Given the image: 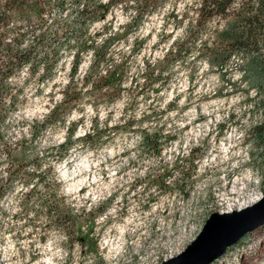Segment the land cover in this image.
I'll return each instance as SVG.
<instances>
[{
    "label": "rangeland",
    "instance_id": "374dc122",
    "mask_svg": "<svg viewBox=\"0 0 264 264\" xmlns=\"http://www.w3.org/2000/svg\"><path fill=\"white\" fill-rule=\"evenodd\" d=\"M194 4V0H179L172 7L168 2L126 40L120 38L115 43L111 63L126 62L131 101L121 95L106 106L97 103L94 110L92 103L84 100L67 117L77 122L75 133L79 136L95 118L100 123L108 119L110 126L124 117L152 115L148 131L159 129L169 136L160 143V154L140 143L136 125L111 131V136L92 148L72 147L62 158L53 148L65 139L62 124L46 128L32 144L43 158L38 172L47 182L46 188L36 183V190L56 196L60 207L69 206L82 214L81 220L84 213L92 211L89 216H94V222L88 224L87 242L91 237L98 241L97 253L88 252L82 237L68 239L50 218L35 217L40 212L37 200L27 213L22 211V195L32 186L20 182L0 201V264H160L192 244L213 215L263 198L264 150L250 137L253 126L262 119L260 74L244 75V54L240 53L231 55L225 72L210 67L201 55L184 56V50L191 47L189 41L179 60H163L174 42L187 37L184 24L173 15L179 19ZM128 21L129 12L120 5L106 19L114 29ZM226 22L212 20L203 37L222 30ZM102 24L96 23V28ZM73 52L74 48L68 47L62 53L56 79L44 85L27 69L15 77L23 89V100L9 129L14 142L24 135L30 137L31 122L41 120L59 101ZM90 57V53L84 55L80 74ZM148 65L150 69L168 68L158 82L145 84ZM176 165L183 167L184 180L173 171ZM164 169L172 174L160 189L152 184V178ZM26 170L31 171L30 166ZM5 174L1 165L0 177ZM96 208L102 211L98 214ZM209 264H264V225L244 233Z\"/></svg>",
    "mask_w": 264,
    "mask_h": 264
},
{
    "label": "trees",
    "instance_id": "16d2710c",
    "mask_svg": "<svg viewBox=\"0 0 264 264\" xmlns=\"http://www.w3.org/2000/svg\"><path fill=\"white\" fill-rule=\"evenodd\" d=\"M177 1L179 0H0V168L1 165L6 168V174L0 177V201L17 183L31 185L22 195V211L27 213L34 199L37 200L40 212H36L34 216L44 215L45 218H50L68 239L73 236L82 237L92 255L98 251V241L95 238L91 237V242H87L91 231L88 224L94 222V216H89L92 211L84 213L81 220L82 214H77L69 206L60 207L56 196L36 190V183L46 188L47 182L38 172L43 158L35 153L32 144L46 128L62 124L66 127L65 139L53 147L60 154L59 158H62L68 155L72 147L92 148L111 136V131L116 133L129 130L136 125L140 143L153 153L160 154V143L169 136L159 129L148 131L146 126L152 115L143 113L139 117H124L110 126L108 119L100 123L95 118L84 134L79 136L75 133L77 122L72 123L67 117L84 100L91 102L93 109L97 110V103L101 102L106 106L121 95H127L130 101L133 99L126 84V62L121 60L120 63H111L114 45L120 38L126 40L127 35L139 28L151 13L162 9L168 2L174 7ZM194 1L195 4L190 5L179 19L177 15H173L179 23L184 24L187 37L181 42H174L166 50L163 60H179L183 46L188 41L191 47L184 50V56L198 54L206 57L208 65L217 67L220 72L227 71L232 54H244V75L260 74L257 83L263 89V97L259 103L262 120L253 126L250 137L252 143L264 150V0ZM118 5L129 12V21L114 29L113 24L106 22V19ZM53 15L57 17L49 19ZM216 18L227 21L225 28L216 30L211 37H203ZM96 23L103 24L96 28ZM136 42L135 40L132 44V51ZM68 47L74 48V52L69 78L60 90L59 101H55L41 120L31 122L28 129L30 137L24 135L14 142L9 129L12 117L23 100V89L18 87L15 77L20 71L27 69L42 85L55 80L61 55ZM86 53H90L91 57L82 75L78 69ZM167 68L166 65L150 69L148 65L150 72L144 75L143 82H158ZM228 82L234 84L230 79ZM159 84L163 85L162 82ZM78 122H82L81 119ZM190 152L192 154L193 149ZM29 166L31 171L26 170ZM173 171H177L180 180L185 179L181 165H176ZM171 174L172 171L164 169L160 175L153 176L152 184L160 189L165 188L166 178ZM95 211L99 214L102 210L96 208ZM84 224L86 231L83 230Z\"/></svg>",
    "mask_w": 264,
    "mask_h": 264
},
{
    "label": "water",
    "instance_id": "95a60500",
    "mask_svg": "<svg viewBox=\"0 0 264 264\" xmlns=\"http://www.w3.org/2000/svg\"><path fill=\"white\" fill-rule=\"evenodd\" d=\"M260 225H264V196L231 215H213L192 244L171 261L160 264H209L244 233Z\"/></svg>",
    "mask_w": 264,
    "mask_h": 264
},
{
    "label": "bare ground",
    "instance_id": "6f19581e",
    "mask_svg": "<svg viewBox=\"0 0 264 264\" xmlns=\"http://www.w3.org/2000/svg\"><path fill=\"white\" fill-rule=\"evenodd\" d=\"M252 201H253V200L248 201V203H244V204H242V206L239 207V209H237V210L228 209V210H226V211H223V212H221V213H218L217 215H218V216H226V215H231V214H233L234 212H239V211H241V210L247 209L249 206L253 205L254 202L252 203ZM250 202H251V203H250Z\"/></svg>",
    "mask_w": 264,
    "mask_h": 264
},
{
    "label": "built area",
    "instance_id": "2783aa9c",
    "mask_svg": "<svg viewBox=\"0 0 264 264\" xmlns=\"http://www.w3.org/2000/svg\"><path fill=\"white\" fill-rule=\"evenodd\" d=\"M260 112H261V110H260ZM261 114H262V112H261ZM261 120H262V119H261ZM261 120H260V121H261ZM260 121H259V123H260Z\"/></svg>",
    "mask_w": 264,
    "mask_h": 264
}]
</instances>
